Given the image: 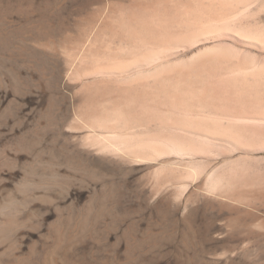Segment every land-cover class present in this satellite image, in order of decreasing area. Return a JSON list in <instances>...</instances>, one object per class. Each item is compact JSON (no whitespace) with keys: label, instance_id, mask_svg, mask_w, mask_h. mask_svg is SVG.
<instances>
[{"label":"rangeland","instance_id":"374dc122","mask_svg":"<svg viewBox=\"0 0 264 264\" xmlns=\"http://www.w3.org/2000/svg\"><path fill=\"white\" fill-rule=\"evenodd\" d=\"M263 4L0 0V264H264ZM222 116L253 144L198 132Z\"/></svg>","mask_w":264,"mask_h":264},{"label":"bare ground","instance_id":"6f19581e","mask_svg":"<svg viewBox=\"0 0 264 264\" xmlns=\"http://www.w3.org/2000/svg\"><path fill=\"white\" fill-rule=\"evenodd\" d=\"M253 6V5H252ZM261 8L264 10V4L261 6ZM106 96V95H105ZM104 96V97H105ZM103 97V98H104ZM107 97V96H106ZM103 100V99H102ZM101 102V101H100ZM102 104H104V103H102ZM139 105V104H138ZM105 108V107H104ZM109 108V107H108ZM199 108V107H198ZM197 108V111L199 110ZM118 110V112L120 111L119 109H117ZM193 110H196V109H193ZM192 110V111H193ZM105 111V110H104ZM139 111V110H138ZM144 111V110H143ZM102 112V111H101ZM100 112V113H101ZM121 112V111H120ZM195 112V111H194ZM193 112V113H194ZM107 113V112H106ZM143 113V112H142ZM192 113V114H193ZM197 113V112H196ZM209 114H210V116H211V113L210 112H208ZM251 113H253V112H251ZM91 114H93V113H91ZM96 114V113H95ZM108 114V113H107ZM195 114V113H194ZM193 114V115H194ZM201 114V113H200ZM208 114V115H209ZM222 114V113H221ZM220 114V115H221ZM241 114H242V112H241ZM243 114H244V112H243ZM123 115V114H122ZM126 115V114H125ZM124 115V116H125ZM128 115V114H127ZM144 115V114H143ZM197 115V114H196ZM219 115V116H220ZM240 115V114H239ZM245 115H246V113H245ZM248 115V114H247ZM246 115V116H247ZM260 115V114H259ZM114 116V115H113ZM129 116H131V115H129ZM142 116V115H141ZM183 116V115H182ZM181 116V117H182ZM200 116V115H199ZM238 116V115H237ZM236 115H235V117H237ZM100 117H101V115H100ZM99 117V118H100ZM128 117V116H127ZM132 117V116H131ZM130 117V118H131ZM184 117V116H183ZM209 117V116H208ZM229 117V116H228ZM248 117V116H247ZM250 117H252L251 115H250ZM256 117V116H255ZM260 117V116H259ZM262 117V116H261ZM98 118V119H99ZM115 118V117H114ZM140 118V117H139ZM195 118V117H194ZM197 118H198V116H197ZM201 118H202V116H201ZM201 118H199V119H201ZM210 119H211V117H209ZM209 118H208V120L207 121H209ZM238 118V117H237ZM239 118L240 119H236V118H234V116H233V119H235V120H231L230 121V119H228V121L229 122H232V121H235V124L237 123V124H240L239 123V121H241V120H244V122L246 121L245 119H246V117H244L245 119H242V117H240L239 116ZM264 118V117H263ZM97 119V118H96ZM112 119V118H111ZM128 119V118H127ZM126 119V120H127ZM137 119V118H136ZM141 119H144V118H142L141 117ZM181 119V118H180ZM196 119V118H195ZM205 119H207V115L205 116ZM204 119V120H205ZM222 119H224V120H222ZM227 118L224 116V118H223V116H222V118L220 117V119L219 120H222V121H224V123L227 121L226 120ZM232 119V118H231ZM257 119V118H256ZM119 120V119H118ZM129 120V119H128ZM127 120V121H128ZM147 120V119H146ZM218 120V119H217ZM239 120V121H238ZM96 120H94V122H95ZM101 121V120H100ZM112 121V120H111ZM115 121V120H114ZM143 121V120H142ZM141 121V122H142ZM181 121H182V119H181ZM228 121H227V126H223V124L222 125H220V123L218 124V121L217 122H214L211 126H208V127H203V125L200 123H198V124H196V127H198L197 128V130H198V132H200L201 131V133H202V131H206L207 133H208V138H210V139H212V141L213 140H216V141H220L218 144H220L221 142H222V144L223 145H225L226 143H229L230 144V142L231 143H235V144H238V145H242V144H245V143H247V145H251V144H253L252 143V141H251V139H253L251 136L252 135H250V137L249 136H247V137H245V135H244V133L246 132V128L244 129L243 127H239V125H237V126H235V124L233 125V126H231L230 125V123H228ZM238 121V122H237ZM252 121V120H251ZM264 121V120H263ZM135 122H137V120L135 121ZM134 122V123H135ZM244 122H241L242 124L244 123ZM87 123V122H86ZM91 123H93V122H91ZM91 123H90V126H91ZM96 124L98 123V121L97 122H95ZM101 122H99V127L101 128V133H102V136H99L100 138L98 139V137H97V139L99 140V143H100V145H101V147H99L98 149H100V148H102L103 150H108L109 152L110 151H112V153H113V151L115 152L116 151V153L117 152H119L120 151V153H118V154H121V152L124 154V155H126L128 158L127 159H132V157L134 158V157H140L141 158V156H144V155H146L147 156V154H150V153H154V152H157L158 153V151H161V150H159V149H157V147H155L154 145H151V144H148V143H146V142H144L143 140L141 141H133V137L132 136H134L136 133H137V130H138V128L139 127H137L138 126V124H136L135 126L134 125H131V124H127V122L125 123H115V124H107V123H104V120H103V122L100 124ZM133 123V124H134ZM183 123H185V122H183ZM209 123V122H208ZM247 123V122H246ZM144 124H145V120H144ZM188 124V123H187ZM241 124V125H242ZM245 124V123H244ZM256 124H258L257 122H256ZM259 124H260V122H259ZM262 124V123H261ZM86 125H88V124H86ZM98 125V124H97ZM96 125V126H97ZM142 125H143V123H142ZM177 125V124H176ZM90 126H88L87 128H89ZM95 125H93V127H94ZM180 126V125H179ZM185 126H187L186 124H185ZM243 126V125H242ZM257 126V125H256ZM255 126V127H256ZM145 127V126H144ZM182 127H183V125H182ZM234 127V128H233ZM236 127V128H235ZM246 127V126H245ZM143 128V127H142ZM190 128H191V126H190ZM190 128H188V126H187V128H185V129H190ZM230 128H233V130H230L229 131V129ZM261 128V127H260ZM91 129V128H90ZM94 129V128H93ZM97 129V128H96ZM137 129V130H136ZM175 129V128H174ZM259 129V128H258ZM147 130V129H146ZM142 131V130H141ZM185 131V130H184ZM192 131V130H191ZM253 131H255V130H253ZM96 132V131H95ZM99 132V131H98ZM145 132V131H144ZM187 132V131H186ZM189 132H190V130H189ZM138 133H139V131H138ZM193 133V132H192ZM191 133V134H192ZM205 133V132H204ZM248 133V132H247ZM253 133V132H252ZM260 133V132H259ZM96 134V133H95ZM98 134V133H97ZM146 134H148L147 133V131H146ZM173 134V133H172ZM187 134V133H186ZM196 134V133H195ZM203 134V133H202ZM201 134V135H202ZM250 134H251V132H250ZM258 134V133H257ZM256 134V135H257ZM139 135V134H138ZM193 135V134H192ZM206 135V134H205ZM248 135H249V133H248ZM253 135H255V133H253ZM255 135V136H256ZM96 136V135H95ZM140 136V135H139ZM196 136V135H195ZM211 136V137H210ZM255 136H253L254 138H255ZM259 136V135H258ZM257 136V137H258ZM181 137V136H180ZM256 137V138H257ZM142 138V137H141ZM195 138V137H194ZM193 138V139H194ZM207 138V137H206ZM132 139V140H131ZM196 139V138H195ZM95 140V139H94ZM150 140V139H149ZM150 141H152V140H150ZM157 141H159V140H157ZM156 141V142H157ZM187 141H188V139H187ZM199 141V140H198ZM209 141V140H208ZM247 141V142H246ZM251 141V142H250ZM153 142V141H152ZM155 142V141H154ZM155 142V143H156ZM158 143V142H157ZM171 143V142H170ZM170 143H168L169 145H170ZM189 143V142H188ZM213 143H214V141H213ZM216 143V142H215ZM98 144V143H97ZM173 144V143H172ZM208 144V143H207ZM255 144V143H254ZM162 145V144H161ZM234 145V144H233ZM232 145V146H233ZM188 146V145H187ZM187 146H185L186 147V149H187ZM196 146V145H195ZM227 146V145H226ZM236 146V145H235ZM239 146V147H240ZM256 146V145H255ZM264 146V145H263ZM162 147V146H161ZM168 147H170V146H168ZM231 147V146H230ZM234 147V146H233ZM238 147V146H237ZM237 147H235V148H237ZM250 147V146H249ZM181 148V147H180ZM190 148V147H189ZM196 148V147H195ZM242 148V147H241ZM245 148H246V146H245ZM251 148V147H250ZM96 149V148H95ZM173 149H174V147H173ZM199 149V148H198ZM263 149V148H262ZM192 150V149H191ZM190 150V151H191ZM107 151V152H108ZM263 151V150H262ZM99 152V151H98ZM175 152V151H174ZM106 154H108V153H106ZM115 155V154H114ZM161 155V154H160ZM149 156H151V154L149 155ZM154 157V156H153ZM148 158V157H147ZM241 158V157H240ZM121 159V158H120ZM146 159V158H145ZM189 159H191V158H189ZM144 160V159H143ZM157 160V159H156ZM172 160V159H171ZM132 161H135V160H132ZM171 163V162H170ZM212 169V168H211ZM214 171V170H213ZM214 177V176H213ZM212 179V178H211ZM32 182V181H31ZM211 182V181H210ZM224 185V184H223ZM29 186V185H28ZM33 186V185H32ZM213 187L215 186V183H213V185H212ZM34 187V186H33ZM29 188V187H28ZM27 189V188H26ZM32 189V188H31ZM211 189H213V188H211ZM214 189L216 190V188L214 187ZM22 190H25L24 188L22 189ZM26 191V190H25ZM28 191V190H27ZM30 191V190H29ZM219 191V190H218ZM24 192V191H23ZM224 192V191H223ZM28 193V192H27ZM11 195V194H10ZM26 196V195H25ZM5 198V197H4ZM7 198V197H6ZM12 198H13V196H12ZM6 200V199H5ZM4 200V201H5ZM9 200V199H8ZM7 200V201H8ZM9 202H11V199L9 200ZM2 203V202H1ZM5 203V202H4ZM7 203V202H6ZM5 203V205L3 206L2 204H0V206L2 205V207H0V239H1V237H2V234L5 232V234H6V230H7V227L9 226V222H12L13 220V217H12V215L15 213V210H16V206L18 207L19 205H15V204H12V203H10V204H6ZM15 203V202H14ZM17 204V203H16ZM19 204V203H18ZM21 205V204H20ZM17 211V210H16ZM12 218V219H11ZM10 219H11V221H10ZM14 220H16V219H14ZM14 222V221H13ZM12 222V223H13ZM16 223V222H15ZM13 225V224H12ZM16 225H18V224H16ZM20 225V224H19ZM15 227V226H14ZM21 227V226H20ZM9 229L11 228L10 226L8 227ZM8 229V230H9ZM4 234V235H5ZM8 234H10V233H8ZM6 237H7V235H6ZM3 239V238H2Z\"/></svg>","mask_w":264,"mask_h":264},{"label":"snow or ice","instance_id":"6c2138e0","mask_svg":"<svg viewBox=\"0 0 264 264\" xmlns=\"http://www.w3.org/2000/svg\"><path fill=\"white\" fill-rule=\"evenodd\" d=\"M45 180H46V177H41V184H43L44 182H45Z\"/></svg>","mask_w":264,"mask_h":264}]
</instances>
